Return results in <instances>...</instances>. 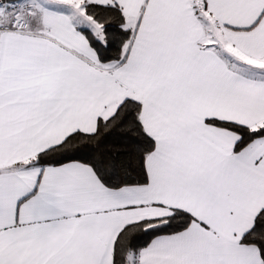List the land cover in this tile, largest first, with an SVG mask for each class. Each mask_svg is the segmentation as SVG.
Listing matches in <instances>:
<instances>
[{
    "label": "snow or ice",
    "instance_id": "obj_1",
    "mask_svg": "<svg viewBox=\"0 0 264 264\" xmlns=\"http://www.w3.org/2000/svg\"><path fill=\"white\" fill-rule=\"evenodd\" d=\"M0 264H264V0H0Z\"/></svg>",
    "mask_w": 264,
    "mask_h": 264
}]
</instances>
